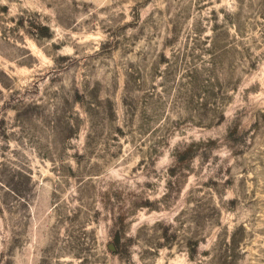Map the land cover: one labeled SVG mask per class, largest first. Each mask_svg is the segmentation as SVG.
<instances>
[{"label":"rangeland","instance_id":"obj_1","mask_svg":"<svg viewBox=\"0 0 264 264\" xmlns=\"http://www.w3.org/2000/svg\"><path fill=\"white\" fill-rule=\"evenodd\" d=\"M0 264H264V0H0Z\"/></svg>","mask_w":264,"mask_h":264}]
</instances>
